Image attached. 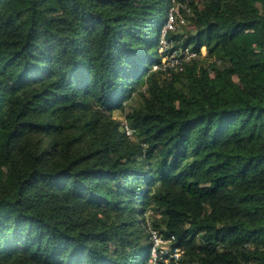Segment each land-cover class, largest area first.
<instances>
[{
  "label": "trees",
  "instance_id": "obj_1",
  "mask_svg": "<svg viewBox=\"0 0 264 264\" xmlns=\"http://www.w3.org/2000/svg\"><path fill=\"white\" fill-rule=\"evenodd\" d=\"M172 1L0 0V264H148V218L179 264H264V0H189L169 79Z\"/></svg>",
  "mask_w": 264,
  "mask_h": 264
},
{
  "label": "built area",
  "instance_id": "obj_2",
  "mask_svg": "<svg viewBox=\"0 0 264 264\" xmlns=\"http://www.w3.org/2000/svg\"><path fill=\"white\" fill-rule=\"evenodd\" d=\"M188 1L181 3L174 0L168 9L167 20L163 27V37L160 42L162 45L161 53L163 54L161 57L163 58L154 67V72L169 74L172 70H178L185 62L191 63L199 57V54L193 51L191 46L177 50L172 45V34L176 35L182 27L187 25V16H192L193 10ZM195 2L201 6L203 0H195ZM125 131L129 137H134L135 132L127 123L125 124ZM148 227L153 245L148 264H179L185 252L176 245V237L173 235L166 236L151 225Z\"/></svg>",
  "mask_w": 264,
  "mask_h": 264
},
{
  "label": "rangeland",
  "instance_id": "obj_3",
  "mask_svg": "<svg viewBox=\"0 0 264 264\" xmlns=\"http://www.w3.org/2000/svg\"><path fill=\"white\" fill-rule=\"evenodd\" d=\"M191 16H187V25L182 27L180 29V31L176 34V35H173L172 34V45L175 49L179 50L180 48H182V44L184 41H186V39L188 38L189 34H191L192 32L195 31V28L193 26V21L189 18ZM192 18V17H191ZM180 36V37H179ZM182 36V37H181ZM162 37H163V29H162V32H161V37H160V40L158 42V46H157V51H158V54L156 57H155V60L158 61L160 60V57L161 55H163L161 52H162V45H161V40H162ZM178 38H181L180 40ZM181 44V45H180ZM207 51L206 49L204 48L202 50V58L201 59H206L207 58ZM163 58V57H161ZM199 58V57H198ZM197 58V59H198ZM157 63H154L153 64V71L155 70L154 67L156 66ZM189 64V62H185L184 65L180 66L178 68V70H172L169 74H166V76L170 79L173 77V74L174 73H178V72H182ZM236 81H239L238 78H235ZM146 88H142L141 92H145ZM143 103V98H142V95L141 94H137L135 93L134 96H133V99L128 101L126 103V110L125 111H115L112 116L113 118L119 122L121 125H124L126 123V114L129 113L132 109L134 108H137L139 106H141ZM148 224V225H147ZM147 226L151 225L153 226V223H152V220L150 218H148L147 220V223H146Z\"/></svg>",
  "mask_w": 264,
  "mask_h": 264
}]
</instances>
